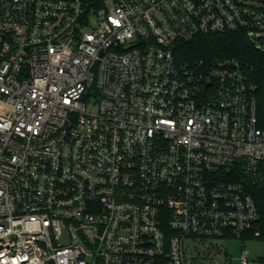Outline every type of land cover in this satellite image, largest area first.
Listing matches in <instances>:
<instances>
[{"label": "built area", "instance_id": "obj_1", "mask_svg": "<svg viewBox=\"0 0 264 264\" xmlns=\"http://www.w3.org/2000/svg\"><path fill=\"white\" fill-rule=\"evenodd\" d=\"M236 31L264 51V1L0 0V264H230L217 240L263 239L264 89L175 54Z\"/></svg>", "mask_w": 264, "mask_h": 264}, {"label": "trees", "instance_id": "obj_2", "mask_svg": "<svg viewBox=\"0 0 264 264\" xmlns=\"http://www.w3.org/2000/svg\"><path fill=\"white\" fill-rule=\"evenodd\" d=\"M175 50L179 61L192 66L204 67L224 59L237 60L249 78L262 91L264 89V51L243 31L201 35L189 42L179 43Z\"/></svg>", "mask_w": 264, "mask_h": 264}, {"label": "rangeland", "instance_id": "obj_3", "mask_svg": "<svg viewBox=\"0 0 264 264\" xmlns=\"http://www.w3.org/2000/svg\"><path fill=\"white\" fill-rule=\"evenodd\" d=\"M262 35L264 39V31ZM258 44L264 47V40L258 41ZM217 241L221 245V247H223L226 250V252L229 253L228 258L226 253H221L218 256V259L221 262L229 261L230 264H244L242 261V255L244 253V250H247L249 253V257L247 261L248 264L262 263V259L264 257V238L263 239H257L252 237H247L243 239L231 238V239H223Z\"/></svg>", "mask_w": 264, "mask_h": 264}]
</instances>
